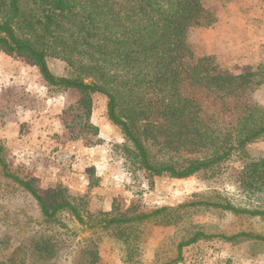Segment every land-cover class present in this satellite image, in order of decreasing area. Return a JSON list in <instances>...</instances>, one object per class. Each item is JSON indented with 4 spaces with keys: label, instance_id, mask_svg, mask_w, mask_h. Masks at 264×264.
I'll return each instance as SVG.
<instances>
[{
    "label": "trees",
    "instance_id": "obj_1",
    "mask_svg": "<svg viewBox=\"0 0 264 264\" xmlns=\"http://www.w3.org/2000/svg\"><path fill=\"white\" fill-rule=\"evenodd\" d=\"M136 2L142 16L133 24L109 0H0V50L24 57L50 88L76 93L61 112L73 139L98 134L91 122L92 96H105L107 117L124 135L129 171L149 186L159 177L200 171L212 176L227 160L246 158L248 147L264 140V105L250 101L252 80L262 84L264 72L232 74L213 55L184 62L189 29L209 28L216 20L202 0ZM49 58L63 61L65 73L54 74ZM96 183L88 180L84 192H74L54 182L42 192L22 168L12 166L0 142V221L20 241L11 252L0 241V264H50L73 246L76 224L90 231L83 251L89 264L98 260L94 236L101 231L118 241L124 264H141L151 225L176 227L153 264H177L184 248L199 240L264 241V156L243 167L247 208L220 196L148 208L136 195L127 205L114 198L105 211L90 197ZM211 210L255 218L261 230L226 235L192 222L193 215Z\"/></svg>",
    "mask_w": 264,
    "mask_h": 264
},
{
    "label": "rangeland",
    "instance_id": "obj_2",
    "mask_svg": "<svg viewBox=\"0 0 264 264\" xmlns=\"http://www.w3.org/2000/svg\"><path fill=\"white\" fill-rule=\"evenodd\" d=\"M136 1L109 0V5L135 24L142 16ZM202 1L218 14L230 0ZM261 33L264 34V29L259 28L248 38L250 41L255 39L253 42L260 43L259 48H262L256 55L259 63L254 68L251 65L243 70L249 59L248 50L244 48L236 53L225 50L222 56L206 54L209 37L204 28L189 29V52L184 62L193 63L201 56L213 55L220 67L232 74L264 72V42L259 41ZM48 66L56 75L65 73V63L61 60L49 58ZM259 79H263V83L258 86L252 80L250 101L264 105V76ZM76 98L74 91L47 86L37 69L24 57L0 50V142L6 147L12 166L22 168L38 190L43 192L51 183L61 182L74 192H84L88 180L96 179V185L89 190L90 197L93 204H98L105 211L110 209L114 198L127 205L136 195L148 208L174 207L196 199L218 201V196L237 207H251L241 192L240 179L249 159L264 156V140L250 145L246 158L227 160L212 176L200 171L185 178L159 177L154 178L149 186L147 180L130 173L129 163L122 155L124 135L108 119L106 97L102 94L92 96L91 122L98 128V134L88 136L87 140L71 138L64 127L61 112ZM150 153L154 151L150 150ZM191 220L205 226L208 231L226 235L254 232L261 230L262 225L255 218L220 210L199 212ZM74 228L77 235L73 246L50 264H89L83 251L89 248L85 238L90 231L79 224ZM175 232V226H148L141 246L140 263L153 264L156 250ZM94 238L99 257L93 264H124L118 256V241L108 232L101 231ZM0 241L6 252L20 246L14 231L1 221ZM177 264H264V241L199 240L184 248L183 258Z\"/></svg>",
    "mask_w": 264,
    "mask_h": 264
},
{
    "label": "crops",
    "instance_id": "obj_3",
    "mask_svg": "<svg viewBox=\"0 0 264 264\" xmlns=\"http://www.w3.org/2000/svg\"><path fill=\"white\" fill-rule=\"evenodd\" d=\"M259 28L264 29V0H230L223 12L216 15L214 23L209 28H204L209 37L206 54L222 56L225 55L222 53L225 50L236 53L244 48L248 50L249 59L246 60L248 66L245 65L243 70L251 65L254 68L259 63L256 55L262 48H259L260 43L253 42L255 39L250 41L248 38ZM261 34L259 41L264 42V34Z\"/></svg>",
    "mask_w": 264,
    "mask_h": 264
}]
</instances>
